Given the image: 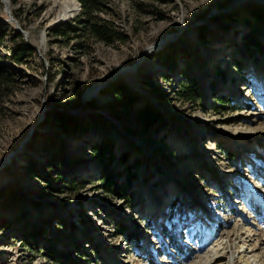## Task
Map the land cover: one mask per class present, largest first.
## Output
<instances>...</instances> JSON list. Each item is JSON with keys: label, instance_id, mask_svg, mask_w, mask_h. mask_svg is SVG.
Listing matches in <instances>:
<instances>
[{"label": "rangeland", "instance_id": "374dc122", "mask_svg": "<svg viewBox=\"0 0 264 264\" xmlns=\"http://www.w3.org/2000/svg\"><path fill=\"white\" fill-rule=\"evenodd\" d=\"M103 2L108 43L75 0H0V264H264V0ZM104 143L129 198L98 189Z\"/></svg>", "mask_w": 264, "mask_h": 264}, {"label": "trees", "instance_id": "16d2710c", "mask_svg": "<svg viewBox=\"0 0 264 264\" xmlns=\"http://www.w3.org/2000/svg\"><path fill=\"white\" fill-rule=\"evenodd\" d=\"M80 6V19L85 24L83 30L87 31V34L91 37L104 41L106 43L110 42L112 38L116 36L113 26L107 22L100 21V23L95 22L97 14L103 11L104 0H75ZM252 11L250 17L255 21L262 19V14L256 5L250 6ZM59 35H63V32H60ZM19 37V35H16ZM22 53L30 54L33 53L32 50L23 43L19 47ZM17 53V54H16ZM15 59L18 62L20 61V53L17 50H14ZM6 79L4 76H0V83L4 82ZM109 93L114 97H126L130 92V89L127 85L123 83H115L108 90L102 91V93ZM196 87L193 81L189 82L187 85L183 86L179 90V96L184 101H193L196 97ZM129 101V106L132 107L137 100L127 99ZM222 103L224 100H220ZM132 117L134 122L145 132H150L154 127L161 123L162 118L155 110L147 107L140 106L136 110L132 111ZM93 156L96 163L100 166V173L96 179L98 184V189L108 196H114L119 198L127 197L129 194L127 191L131 182V177H127L125 182H120L121 174L111 167L113 155L111 153L110 146L107 144H100L95 147L93 150ZM260 215H264V211L259 208ZM33 237V236H32ZM32 238L29 240L32 242ZM46 257L52 259L55 264H77L76 260L72 257L70 252H64L56 250L54 246H46ZM90 264L89 261H87Z\"/></svg>", "mask_w": 264, "mask_h": 264}, {"label": "water", "instance_id": "95a60500", "mask_svg": "<svg viewBox=\"0 0 264 264\" xmlns=\"http://www.w3.org/2000/svg\"><path fill=\"white\" fill-rule=\"evenodd\" d=\"M3 2L5 3L6 2V0H3ZM7 13H8V11H7ZM10 17V19L13 21V22H15L13 19H12V16H9ZM17 33H21V34H24L21 30H20V28L19 27H17ZM153 49H155V47H150V48H147L144 52H143V54H142V56H141V58L143 57V55L146 53V51L148 50V51H153ZM138 62H139V60H138ZM138 62L136 63V65L133 67V69H135L136 67H137V65H138ZM132 69V68H131ZM125 71V70H124ZM119 74V73H118ZM104 86V84H101V85H97V89H100V87H103ZM94 88V87H93ZM89 90V89H88ZM3 165L4 164H0V170L2 169V167H3Z\"/></svg>", "mask_w": 264, "mask_h": 264}, {"label": "bare ground", "instance_id": "6f19581e", "mask_svg": "<svg viewBox=\"0 0 264 264\" xmlns=\"http://www.w3.org/2000/svg\"><path fill=\"white\" fill-rule=\"evenodd\" d=\"M71 2L75 4L74 1H71ZM74 4H73V5H74ZM75 5H76V4H75ZM68 10H73V9H72V7L68 6V9L66 8V13H67ZM8 14H9V13H8ZM64 14H65V13H64ZM64 14H63V15H64ZM94 93H95V92H93V90H91V91H89L88 94L92 95V94H94ZM92 96H93V95H92Z\"/></svg>", "mask_w": 264, "mask_h": 264}]
</instances>
